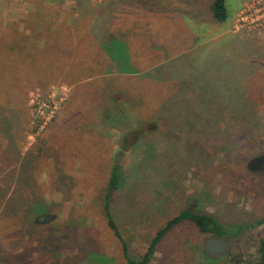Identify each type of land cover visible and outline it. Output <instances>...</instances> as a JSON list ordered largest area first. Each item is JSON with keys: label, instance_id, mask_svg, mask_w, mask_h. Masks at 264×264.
I'll list each match as a JSON object with an SVG mask.
<instances>
[{"label": "rangeland", "instance_id": "1", "mask_svg": "<svg viewBox=\"0 0 264 264\" xmlns=\"http://www.w3.org/2000/svg\"><path fill=\"white\" fill-rule=\"evenodd\" d=\"M251 1L227 0L219 23L214 0H0V264H125L102 213L113 162L126 178L111 209L131 258L185 209L227 225L264 219V171L248 169L264 155V32L233 27ZM34 34L35 53L23 41ZM109 36L122 72L103 57ZM46 100L58 110L43 125L33 105ZM111 103L131 109V125L106 119ZM193 109L194 124L227 114L192 127ZM160 133L166 154L151 157ZM44 215L54 219L37 223ZM208 238L181 223L150 264H249L264 226L226 239L223 255L205 252Z\"/></svg>", "mask_w": 264, "mask_h": 264}, {"label": "trees", "instance_id": "2", "mask_svg": "<svg viewBox=\"0 0 264 264\" xmlns=\"http://www.w3.org/2000/svg\"><path fill=\"white\" fill-rule=\"evenodd\" d=\"M226 2H227V0H214V2L211 5L212 17L219 23H224L228 19V11H227V7H226ZM34 35H35V37H32V38L24 37V40H23L24 44H25V42H27V40L34 44L31 47L29 46V49L31 51H33V53L36 52V50H35L36 44H35L34 40L35 39L37 40L36 34H34ZM32 39H34V40L32 41ZM115 40H116V38H113V37L111 38V36L106 38L102 43V50H103L102 53H103V57L107 58L109 60V63L111 64L110 65L111 71L117 72L119 70V72H122L121 67H120L121 62L118 61L113 54L112 43ZM9 46L12 47V45H9ZM133 73H134V71L132 73H129V74H133ZM5 78H6V76H5ZM0 81H1V79H0ZM242 94H244V92H242ZM174 95L177 96V97H175L174 100L179 101L178 98L180 97V95L178 93H174ZM168 100L163 101L162 105L159 107V110H158V114H159L158 116L161 117V121L164 123H165L164 117L166 116L167 112H169V108H168V105H169L168 102L169 101ZM228 101L232 102V99H229ZM234 104H235V101H234ZM243 106H244V108H242L243 111H246L248 114L249 107L247 105V102L244 101ZM217 108H220V107H217ZM222 109H225V106H223ZM226 109H227V107H226ZM122 110L123 111L120 110V107H118L116 103L109 104L107 106V110H106L107 111L106 112V119L110 120L115 125L127 124L125 122H128L131 125V123L133 122V119H131L132 118L131 115L129 116L127 114V113H130V114L132 113L131 109L129 111H127L125 108H123ZM196 111L197 110H194V109L191 110L190 115L187 116V119H189V120L186 123H191L190 125H193L192 127H194V125L197 126V125L202 124V128H204L206 126L205 123L209 126L211 125V126L215 127V125H217V122L220 119V117L227 114V112H220L216 116L213 115V116H211V118L208 117V119H205L203 117L202 120H200V123L194 124L195 120L198 119L197 115H194L196 113ZM247 114L245 116H242L241 118H238L234 114H233V116L235 117L236 120H245L246 121L245 117L247 116ZM102 123H105L104 120H102ZM147 135H149V133ZM147 135H144V136L142 135L141 138L146 140V137H148ZM166 139H168L166 134L160 133V134H156V138H154L152 141L147 142L146 152L149 151V156H151V157L152 156L153 157L165 156V154H166L165 153L166 152V148H165ZM163 150H165V152ZM133 171L135 172L136 169H134ZM125 178L126 177L123 173L122 166L120 165V163L119 162H113V164L111 165V167L109 168V171H108V177H107L105 188L103 190V198H102L103 216L106 220L108 228L114 234V236L119 240V242L121 243L122 252H123L124 259H125V264H150L154 258V255L157 251L158 246L163 241V239L166 237V235L173 228H175L177 225L184 223V222L194 225L202 235H205V236L210 237V238L211 237L226 238L229 240L238 239L239 237L242 236V234H244L245 232H247L248 230H250L253 227H259L262 225L264 226V219L257 220L253 223H238V224L227 225L213 215H209V214H206V213L198 211V210L185 209V210L181 211L176 217L169 220L165 224L164 227H162L161 229H159L157 231V233L155 234V236L151 240L150 245L147 248V251L142 255V257H140L139 259L131 258L128 254L127 244H126L125 240L123 239V236H122L120 230L117 227V224H116L114 216H113V211L111 209L112 198H113L114 194L118 193L122 189V187L125 183ZM41 208L42 207L40 206V204H38V207L36 210H39ZM68 232H69L68 230H65L63 235L55 237L54 247L60 245L61 237L65 236V234H67ZM45 243H47L46 240H45ZM256 253H257V260L254 262H251L249 264H264V239H262L260 241L259 245L257 246ZM229 257H230V259H229L228 264H243L244 263V261H242L241 256L231 254V256L229 255Z\"/></svg>", "mask_w": 264, "mask_h": 264}, {"label": "built area", "instance_id": "3", "mask_svg": "<svg viewBox=\"0 0 264 264\" xmlns=\"http://www.w3.org/2000/svg\"><path fill=\"white\" fill-rule=\"evenodd\" d=\"M235 32H264V0H252L237 14L234 21ZM37 118L46 125L56 115L58 110L54 100H46L33 105Z\"/></svg>", "mask_w": 264, "mask_h": 264}, {"label": "water", "instance_id": "4", "mask_svg": "<svg viewBox=\"0 0 264 264\" xmlns=\"http://www.w3.org/2000/svg\"><path fill=\"white\" fill-rule=\"evenodd\" d=\"M248 169L251 172L264 171V155L252 159L248 164ZM53 219V216L44 215L42 220H37V223L47 224ZM226 251V238L211 237L205 242V252L210 256L223 255Z\"/></svg>", "mask_w": 264, "mask_h": 264}]
</instances>
